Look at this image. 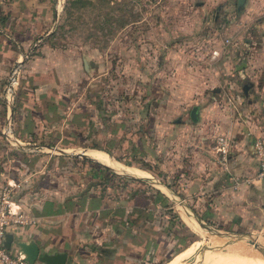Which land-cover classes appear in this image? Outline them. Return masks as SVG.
Here are the masks:
<instances>
[{
  "label": "rangeland",
  "instance_id": "rangeland-1",
  "mask_svg": "<svg viewBox=\"0 0 264 264\" xmlns=\"http://www.w3.org/2000/svg\"><path fill=\"white\" fill-rule=\"evenodd\" d=\"M7 29L21 35L30 29L24 59L35 54L47 57L67 96V114L72 119L67 127L75 132L70 140L76 145L62 147L69 158L53 161L50 172L65 165L68 172L82 169L84 177L97 173L100 162L81 161L75 154L99 144L110 154L100 149L85 154L108 155L116 166L108 167L112 172L126 177L141 173L143 177L126 183L116 198L111 184L124 181L113 178V183L99 187L110 195L105 201L125 204L128 211V204L144 209L155 200L145 221L143 212L130 211L125 220L138 227H130L121 238L113 231L117 225L109 224L110 216L103 215L90 243L85 244L107 243L116 254L96 259L98 264H123L118 254L130 257L127 264H164L179 252L198 258L201 253L196 263L244 264L233 255L226 259L205 254L210 246L217 249L220 242L241 238L264 251V225L240 224L235 215L220 211L212 196L213 209L209 210L203 204L208 196L187 197L181 189L186 179L182 170L192 164L195 150L199 155L204 152L209 164L220 170L211 147L213 119L205 116L197 125L188 113L194 105L205 107L214 101L215 111L235 114L237 106L245 104L242 95L250 84L241 74L243 67H238L245 60L242 51L236 52L252 43L257 32L264 33V0H244L239 7L236 0H0V34ZM214 50L217 54L212 56ZM21 60L14 97L25 81ZM119 125L120 133L115 132ZM120 134L131 136V143L143 148L142 159L132 156L127 144L115 140ZM47 152L59 154L55 148ZM123 160L148 170L125 165ZM63 182L72 187L69 177L64 176ZM150 188L166 196L169 209L157 205L159 198ZM169 211L181 221L179 212L187 226L175 221L162 230L160 218ZM211 235L228 239L219 241ZM127 239L130 244L122 247L120 243ZM125 247L132 252L125 253ZM85 252V248L79 251Z\"/></svg>",
  "mask_w": 264,
  "mask_h": 264
},
{
  "label": "crops",
  "instance_id": "crops-1",
  "mask_svg": "<svg viewBox=\"0 0 264 264\" xmlns=\"http://www.w3.org/2000/svg\"><path fill=\"white\" fill-rule=\"evenodd\" d=\"M257 33L252 37V43H246L236 52L237 55L242 51L245 60L241 74L250 84L249 91L242 95L245 104L237 106L235 114L215 111L214 101L205 107L196 105L195 123H202L203 117L210 115L214 125L210 129L214 136L224 135L230 143L227 170L218 165L216 155L214 161L220 170L209 164L204 152L199 155L200 151L195 150L192 164L182 170L186 179L181 188L187 197L208 196L203 204L209 210L213 209L212 196L220 211L227 216L235 215L238 223L247 222L249 226L264 225V181L255 179L257 159L253 147L256 138L264 145V33ZM31 35L30 29H25L24 35L13 29L0 34V91L8 69L20 59L25 80L9 107L4 104L0 93V185L19 183L13 194V205L33 220L8 232L15 240L34 241L40 254L66 253L65 264H96L93 252L79 251L88 245L85 243H90V236L103 217L99 210L104 206L94 205L98 202V199L94 202V196L98 194V186L94 185L98 181V173H87L84 177L82 169L68 172L65 165L59 166L56 172H50L53 161L63 156L69 158L62 149L68 145L64 143L69 123L67 96L62 93L60 77L55 73L57 70L50 68L52 64L47 57L40 54L27 60L22 57L28 49ZM6 127L9 128L8 137L2 132ZM52 148L62 152H47ZM71 158L76 159L75 156ZM202 158L205 162L200 163ZM64 176L72 180V187L63 182ZM233 176L250 181L233 186ZM201 178L203 184L199 183ZM183 213L192 221L186 212ZM130 240H123L120 245L126 246ZM11 252L15 253L16 248L12 247ZM131 252L125 249V253ZM179 253L164 264L182 256ZM33 264L43 263L36 261Z\"/></svg>",
  "mask_w": 264,
  "mask_h": 264
},
{
  "label": "trees",
  "instance_id": "trees-1",
  "mask_svg": "<svg viewBox=\"0 0 264 264\" xmlns=\"http://www.w3.org/2000/svg\"><path fill=\"white\" fill-rule=\"evenodd\" d=\"M70 119V120H69ZM68 119V122L71 121L72 119L69 118ZM121 128V125H119V127L115 130V132L117 131L118 133H120V129ZM75 132L73 131H69L67 132L66 134V140L64 141V143L68 144L67 147H73L74 145L76 144H73L74 143V140H70L71 136L74 134ZM77 135V134H75ZM116 136V135H115ZM115 140H121L122 143L124 142L125 144H127V146L129 147V150L131 151L132 153V156H135V157H140L144 154V151H143V148L139 147L138 145H136L135 143H131V136H124L122 134L118 135L116 137ZM90 148L88 149H94L95 150H98L100 149V151L102 150V152H105L107 154H110V152L108 150H105L104 148H102V146H99V144H91L90 146H88ZM119 159V158H118ZM117 159V160H118ZM121 160V159H119ZM81 161H90V159H86V158H83L81 159ZM123 163L125 165H128V166H134L136 168H139V169H142V170H148L146 169L142 164L140 163H135V162H131L130 160L129 161H126V160H123ZM97 168H98V181L96 183H94V185H97L98 186V194L94 196V202L95 200L98 199V202L96 201V203H94V205L98 204V205H101L104 206L102 209L99 210V214L101 213V215L105 216V215H109V221H111L109 224H112V225H117V226H114V229L113 231H115L116 233L119 234L120 237H122L125 232L128 231V229L130 227H133L135 226L136 228L138 227V224L134 223L133 221H130V220H125L126 216L130 213V211L133 209L135 210V212H143V216H145V219H142V221H145L146 218L150 217L149 216V213L151 211V209L154 207V204L155 200L154 201H151V203L149 204V206H146L144 209H141V208H138V207H133L132 206H128L129 210L128 211H125V204H115V202L111 201L110 200H107L108 202H106L105 200H101V199H105L106 195L107 196H110L107 193L106 189H100L99 187L103 186L104 184H107V183H113L114 180H112L113 178H116L118 180H122L124 181L123 183L121 184H111L113 190H114V194H112L115 198L117 196H119L118 194H121L123 193L124 191V188L126 186V183H131V182H139V180L137 178H134V177H126V176H120V174H116L114 172H112L111 170H109V168L105 165H102V164H99L97 163ZM112 181V182H110ZM118 187V188H117ZM120 189L119 192H117L118 190L115 191V189ZM151 189V188H150ZM153 191V193L159 198L158 201H157V205H159L161 208L167 210L169 209V203L167 202V198L166 196H164L162 193H160L158 190H155L154 188L151 189ZM113 197V198H114ZM110 202V203H109ZM109 203V204H108ZM108 205H111L108 206ZM113 205V206H112ZM171 211V210H170ZM169 211V212H170ZM115 217H118V220L116 221V218ZM110 218H113L110 219ZM144 218V217H143ZM162 220L161 222V229L163 230L162 227L167 228L169 229L170 225H173L176 221V224L178 223H181V221L179 220V218L177 217V215H175L174 213L170 212V214L168 216H163L162 218H160ZM115 220V221H114ZM136 222V221H135ZM136 224V225H135ZM181 225V224H180ZM134 228V227H133ZM196 243V242H195ZM109 244L107 243H103V244H99V245H95V244H88V245H84L86 251H91L93 252L94 254L97 255L96 259L100 261V259H104L106 257H110L111 255H114L116 254L115 252L114 253H111L113 252L112 250H110V248H108ZM190 246V245H189ZM183 251V250H182ZM111 254V255H110ZM124 254H122L121 256L118 254V257L121 258V260H123V263L124 264H127L129 262V258L126 254L123 256ZM98 264V261L97 263ZM163 264V263H161Z\"/></svg>",
  "mask_w": 264,
  "mask_h": 264
},
{
  "label": "built area",
  "instance_id": "built-area-1",
  "mask_svg": "<svg viewBox=\"0 0 264 264\" xmlns=\"http://www.w3.org/2000/svg\"><path fill=\"white\" fill-rule=\"evenodd\" d=\"M216 54L217 51H212V56ZM24 57L25 55L23 54V58ZM19 63L20 62L17 61L12 66L3 86L2 100L6 107H9L13 101L14 90L18 81L17 74ZM2 132L8 137L9 128L6 127ZM228 147L229 143L226 136L215 135L213 137L212 148L216 152V162L222 170H227ZM253 147L257 159L255 179L264 181V145L260 139L256 138L253 141ZM249 181L250 180L246 178L240 179L236 176L232 177L233 186H237L242 182L248 183ZM18 187L19 183L15 182H5L0 185V264H25L16 252H11L13 246L9 249L3 246V238L6 233H9L8 231L22 228L24 225L33 222L30 216L13 205V194Z\"/></svg>",
  "mask_w": 264,
  "mask_h": 264
},
{
  "label": "bare ground",
  "instance_id": "bare-ground-1",
  "mask_svg": "<svg viewBox=\"0 0 264 264\" xmlns=\"http://www.w3.org/2000/svg\"><path fill=\"white\" fill-rule=\"evenodd\" d=\"M88 155L89 157L95 159L96 161L101 162L102 164L116 168L113 162L104 154L90 151ZM212 237L218 239L219 241L228 239L227 236H223V235H216ZM216 246H218L219 248L216 247L217 249H214L211 246L207 248V252H205V254L212 253L216 257H222L226 259L231 258V255H233L236 261H240L244 264H264V251L262 250V248L256 249L248 241H245L242 238L240 240L227 241L226 244H222V242H220V244ZM230 250L232 253H230ZM202 256L203 255L201 253L199 258L196 255L195 256L188 255L185 257L178 256L168 264H207L202 261L196 263L199 259L201 260Z\"/></svg>",
  "mask_w": 264,
  "mask_h": 264
},
{
  "label": "water",
  "instance_id": "water-1",
  "mask_svg": "<svg viewBox=\"0 0 264 264\" xmlns=\"http://www.w3.org/2000/svg\"><path fill=\"white\" fill-rule=\"evenodd\" d=\"M243 2H244V0H236L237 7L241 6L243 4ZM83 65L85 66L84 60H83ZM243 65H244V63H241L238 67H243ZM245 89H246V87H244V90ZM196 108L197 107L194 105L189 110L188 115H189V118L191 121H196V112H197ZM58 151H61V150H58ZM84 151L85 150L80 151V152L76 153L75 155L80 157V158H86V159L96 161L95 159L87 156ZM103 165H105V164H103ZM105 166H107V165H105ZM107 167H109V166H107ZM132 177L143 178V177H139V176H132ZM195 221L201 227H203V225L201 224V222L199 220L195 219ZM3 246L6 249H9L11 246L15 247L16 253L24 261L25 264H33L36 261L42 262L43 264H65V261H66V253L57 252L54 254H46V253L40 254L38 247L34 241H32V240H28V241L15 240L11 233H6L4 235Z\"/></svg>",
  "mask_w": 264,
  "mask_h": 264
}]
</instances>
